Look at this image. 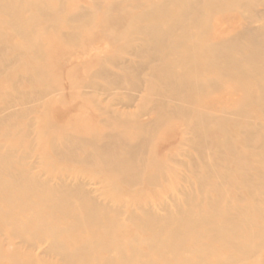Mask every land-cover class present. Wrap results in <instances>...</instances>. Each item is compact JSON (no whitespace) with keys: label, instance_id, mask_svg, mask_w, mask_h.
<instances>
[{"label":"bare ground","instance_id":"6f19581e","mask_svg":"<svg viewBox=\"0 0 264 264\" xmlns=\"http://www.w3.org/2000/svg\"><path fill=\"white\" fill-rule=\"evenodd\" d=\"M257 4L264 6V0H170L149 3L138 17L106 20L118 37L126 34L127 39L134 35L142 40L137 53L143 60L127 70L138 77V73L149 69L152 78L148 83L149 94L154 100L142 112L154 109L155 124L146 126L137 120L135 126L126 127L142 135L135 143L123 133L104 138L76 135L54 147V151L58 159L76 162L82 170H89L93 179L105 182V200H111L114 205L99 202L80 182L50 185L21 174H0V185L5 186V190H0L4 202L19 200L26 207L27 198L39 192L41 203L55 222L65 220L70 227L79 226L89 234L87 239L79 238L80 245L74 250L59 237L53 240L50 250L58 252L66 263L94 264L101 258L99 250H103L116 264H219L222 256L218 255L212 263L208 257L216 254L212 245L223 244L238 254L230 264H242L264 249V128L258 123L264 120V28L247 29L234 39L213 42L210 25L215 13L238 9L244 16H250ZM59 15L60 10L51 0H0V96L5 98L4 107L0 109V130L4 124L35 112L32 105L21 111L15 109L14 95L27 105L32 101L41 102L59 91L52 86L53 76L46 70L50 63H31L43 52L35 37L48 31L50 26L57 27ZM14 38H21L23 43H14ZM155 62L158 64L152 65ZM17 71L30 74L26 77L30 84L44 83V87L32 94L22 90L16 94L6 92L3 82L8 79L7 75ZM100 73L123 84L121 78H111L106 70ZM232 84H237L241 95L235 110L216 117L195 107L203 96L228 91ZM119 118L123 124L132 122ZM175 120L184 127L194 124L196 139L191 143L200 161L190 158L191 165L180 160L170 165L168 157L157 155L160 142H154L150 150L143 136L145 130L156 133L158 128L171 126ZM217 130L225 135L213 137V131ZM236 139L253 148L250 154L239 152ZM210 147L216 150L215 157L224 161L219 168H214L206 155ZM3 163L10 164L8 159H3ZM180 167L185 170L191 167L187 183H196L197 196L205 205L196 204L173 214L164 203L154 201L155 194L151 192H127L123 199L114 198L121 188L140 184L156 187L172 185L177 179L181 181ZM211 175L212 179L216 177L215 182H207ZM232 178H238L237 188L229 185ZM213 193L217 198L211 197ZM237 193L242 198H245L243 194L254 196L247 199L244 206L230 204L226 198ZM185 196L193 200L196 195L189 191ZM128 200L155 202L153 209L125 216L127 225L149 234L143 240L148 252L139 249L142 241L126 235L127 225L121 218ZM155 209L165 211L166 215H159ZM16 210L15 207L10 211L0 210V222L15 219ZM39 225L52 229L44 222L36 226ZM22 227V223L15 222V231ZM98 229H102V233L96 234ZM237 234V239L230 238ZM257 236L259 242L254 243L252 239ZM157 257L162 262H156ZM23 259L16 255L14 261L23 264Z\"/></svg>","mask_w":264,"mask_h":264},{"label":"rangeland","instance_id":"374dc122","mask_svg":"<svg viewBox=\"0 0 264 264\" xmlns=\"http://www.w3.org/2000/svg\"><path fill=\"white\" fill-rule=\"evenodd\" d=\"M166 1L170 0H51V3L60 10L59 23L57 27L50 26L48 31L41 32L35 37V41L43 52L31 63L32 65L33 63L37 65L50 63L46 70L53 76L52 86L55 89L57 87L59 91L55 95L47 96L41 102L32 101L27 105L17 95L13 96L17 101L15 109L21 111L32 105L35 112L18 117L16 122L13 120L1 126L0 174H21L48 182L50 185L62 183L75 185L80 182L85 190L99 202L111 207L114 205L111 200H105L107 188L105 182L93 179L92 173L85 168L82 170L83 167L76 162L58 159L54 147L64 144L66 140L76 135L81 138H91L94 135L104 138L116 133H123L128 140L135 143L142 135L137 130L126 127L135 126L134 123L137 120L146 126L155 124L157 115L154 109L150 108L142 112L143 108L149 107L154 100L149 94L148 83L152 79L149 69L138 73V77L131 75L127 70L129 66H137L142 62L143 57L137 53V50L141 48L142 40L134 35L129 39L126 34L118 37L106 20L138 17L149 3ZM210 25L213 42L234 39L247 29H263L264 6L258 4L254 6L253 14L250 16H244L238 9L215 13ZM79 26L82 27L81 30L76 31ZM13 42L21 44L23 40L14 38ZM156 64L158 62L152 65ZM102 70L110 73L108 75L111 78H121L123 84L104 77L100 73ZM27 75L30 74L24 71L7 75L8 79L3 82L4 90L11 94H16L19 90L32 94L44 87V83L30 84L26 80ZM18 79L21 80L17 84ZM0 82H2L1 76ZM89 85L91 88L88 87ZM229 87L228 91L203 96L195 107L202 108L204 112L216 117L225 116L227 112L235 110L241 102L237 84ZM128 97H131V100H128ZM4 99L0 96V109L4 107L2 101ZM119 116L130 119L132 122L123 124ZM259 121L258 123L264 128V120ZM178 122L175 120L171 126H163V129L160 127L156 133L148 132L147 129L143 136L149 142L150 150L154 142H160L157 155L159 158L168 157L171 160L170 165H175L179 160L183 164L191 165L190 158L200 161L191 143L194 138L196 139L194 124L184 127L178 125ZM28 124L31 125L30 128ZM14 125L16 127L10 130L9 128ZM213 132L215 138L225 135L218 130ZM236 140L239 152L250 154L253 148L239 143V139ZM151 154L152 152L150 157ZM215 154V149L208 148L206 153L208 159H211L214 168H219L224 161L217 159ZM3 159H8L10 164L5 165ZM179 169L181 181L177 179L172 185L156 187L140 184L131 188H121L119 193L114 194V198L123 199L127 192H151L155 194L154 201L164 203L173 214L179 209L187 210L196 204L205 205V201L197 196L199 189L196 183H187L190 180L191 167L186 170L182 167ZM262 171L264 172V169ZM212 177L213 175L207 179V182L209 180L212 183L217 180L216 177L213 179ZM238 182V178H232L229 185L237 188ZM15 188L22 191L18 187ZM0 190H5V186L0 185ZM189 191L196 195L193 200H188L185 196ZM217 196L214 193L211 195L213 199ZM243 196L245 198L237 193L227 197L226 200L232 205L244 206L247 204V199L254 194H243ZM21 197L26 200L23 196ZM41 197L42 194L39 192L29 196L28 205L24 207L19 200L11 203L4 202V196L0 195V210L10 211L14 207L18 209L15 212V219L0 222V264H17L14 261L16 255L24 258L23 264H69L58 252L50 250L53 240L59 237L62 243L74 250L80 245L79 238L89 237V234L79 226L70 227L65 220L55 222L54 217L48 213V208L41 203ZM154 201H126L127 206L122 208L124 216L121 221L127 225L126 215L130 212L140 214L142 209H153ZM155 211L161 216L166 215L165 211L158 209ZM15 222L22 223L23 227L15 231ZM42 222L52 229L49 230L42 225L36 226ZM100 233L102 229L96 232V234ZM126 235L134 236L142 241L138 244L139 249L142 252H148V247L143 241L149 236L148 233L137 232L134 227L127 225ZM238 236L237 234L230 238L235 240ZM252 241L259 242V237ZM212 246L216 254L209 255L208 259L211 263L220 255L222 259L219 264H230L231 259L238 255L226 245ZM197 249L194 248V250ZM99 254L101 258L94 264H116L109 260L106 251L99 250ZM154 260L162 262L159 257ZM242 264H264V249L246 258Z\"/></svg>","mask_w":264,"mask_h":264}]
</instances>
